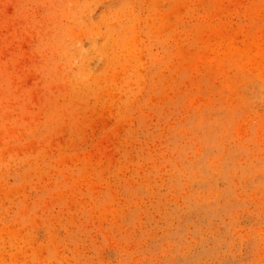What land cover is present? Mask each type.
<instances>
[{
  "label": "rangeland",
  "instance_id": "rangeland-1",
  "mask_svg": "<svg viewBox=\"0 0 264 264\" xmlns=\"http://www.w3.org/2000/svg\"><path fill=\"white\" fill-rule=\"evenodd\" d=\"M0 264H264V0H0Z\"/></svg>",
  "mask_w": 264,
  "mask_h": 264
}]
</instances>
